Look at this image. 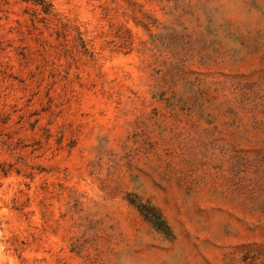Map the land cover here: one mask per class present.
<instances>
[{"label": "rangeland", "instance_id": "374dc122", "mask_svg": "<svg viewBox=\"0 0 264 264\" xmlns=\"http://www.w3.org/2000/svg\"><path fill=\"white\" fill-rule=\"evenodd\" d=\"M34 1L0 0V264H264V0Z\"/></svg>", "mask_w": 264, "mask_h": 264}, {"label": "trees", "instance_id": "16d2710c", "mask_svg": "<svg viewBox=\"0 0 264 264\" xmlns=\"http://www.w3.org/2000/svg\"><path fill=\"white\" fill-rule=\"evenodd\" d=\"M39 2L34 1V4H36L37 6H39V13H41L43 15L42 19L43 21H48L50 19L56 18L57 17V13L55 12V9L52 5L51 2L47 1V0H38ZM78 42L81 48L84 49L85 52H88L87 46H86V42L82 37L81 32H78ZM158 218L160 220V222H162V224L164 226L165 222L164 220L161 218L160 214L158 213Z\"/></svg>", "mask_w": 264, "mask_h": 264}]
</instances>
